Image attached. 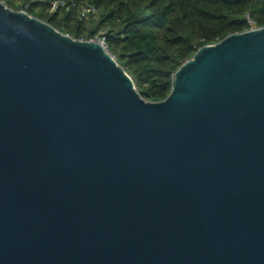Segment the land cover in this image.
Wrapping results in <instances>:
<instances>
[{
	"label": "water",
	"instance_id": "obj_1",
	"mask_svg": "<svg viewBox=\"0 0 264 264\" xmlns=\"http://www.w3.org/2000/svg\"><path fill=\"white\" fill-rule=\"evenodd\" d=\"M0 264H264V28L149 102L0 1Z\"/></svg>",
	"mask_w": 264,
	"mask_h": 264
},
{
	"label": "trees",
	"instance_id": "obj_2",
	"mask_svg": "<svg viewBox=\"0 0 264 264\" xmlns=\"http://www.w3.org/2000/svg\"><path fill=\"white\" fill-rule=\"evenodd\" d=\"M0 1L78 41L106 33L110 54L149 102L170 95L176 72L201 48L249 31L247 16L264 28V0H68L94 6L88 19L78 8L51 13L33 0Z\"/></svg>",
	"mask_w": 264,
	"mask_h": 264
},
{
	"label": "built area",
	"instance_id": "obj_3",
	"mask_svg": "<svg viewBox=\"0 0 264 264\" xmlns=\"http://www.w3.org/2000/svg\"><path fill=\"white\" fill-rule=\"evenodd\" d=\"M35 3H44L47 4L50 8V12L54 13L59 11L60 9L72 11L74 9L80 10V18L81 19H88L91 17H96L98 12L97 9L90 5V4H83L81 6H78V4L75 1H68V0H33ZM3 4L4 2L1 1ZM247 22L252 26L250 30L259 29L254 26V22L251 20L250 16H247ZM92 43H95L99 45L101 48H103L107 53L109 52V43L107 39L106 33L100 31L97 32L90 40H88Z\"/></svg>",
	"mask_w": 264,
	"mask_h": 264
}]
</instances>
